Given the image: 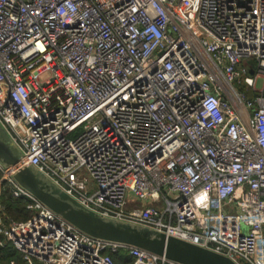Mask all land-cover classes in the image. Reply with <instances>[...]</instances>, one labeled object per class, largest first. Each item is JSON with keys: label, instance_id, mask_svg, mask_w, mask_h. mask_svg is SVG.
<instances>
[{"label": "built area", "instance_id": "obj_1", "mask_svg": "<svg viewBox=\"0 0 264 264\" xmlns=\"http://www.w3.org/2000/svg\"><path fill=\"white\" fill-rule=\"evenodd\" d=\"M0 122L86 207L264 264V0H0ZM0 168V197L27 201L5 220L0 200L23 264H178L83 232Z\"/></svg>", "mask_w": 264, "mask_h": 264}, {"label": "water", "instance_id": "obj_2", "mask_svg": "<svg viewBox=\"0 0 264 264\" xmlns=\"http://www.w3.org/2000/svg\"><path fill=\"white\" fill-rule=\"evenodd\" d=\"M22 156L21 149L0 122V164L5 168L14 167V179L23 188L85 233L110 242L137 246L178 264H238L229 256L188 240L101 215L67 193L35 165H21Z\"/></svg>", "mask_w": 264, "mask_h": 264}, {"label": "trees", "instance_id": "obj_3", "mask_svg": "<svg viewBox=\"0 0 264 264\" xmlns=\"http://www.w3.org/2000/svg\"><path fill=\"white\" fill-rule=\"evenodd\" d=\"M3 177V171L0 168V181ZM4 189L1 194L0 200L5 206V216L4 219L7 220L9 218H13L16 220H20L18 218V215L23 216L25 218H28L29 212L26 209V200L23 198H15L11 185L4 181ZM1 237V235H0ZM1 252V251H0ZM4 254H2L1 262H5L6 264H9L10 260L16 259L19 261L20 264H23L22 260V253L16 249L11 243H7L4 245L3 249ZM113 257L116 262L119 264H132L134 259L132 257H127L124 252H117L113 254Z\"/></svg>", "mask_w": 264, "mask_h": 264}, {"label": "rangeland", "instance_id": "obj_4", "mask_svg": "<svg viewBox=\"0 0 264 264\" xmlns=\"http://www.w3.org/2000/svg\"><path fill=\"white\" fill-rule=\"evenodd\" d=\"M243 66L247 69V70H249L252 66H255V63H254V61L253 60H245V61H243ZM240 69L242 70V67H240ZM242 80V82L240 83V82H237L238 84V87L240 88V89H242V90H244L248 95H250V96H253V94H254V92L252 91V89L250 88V87H248L244 82H243V78L241 79ZM262 86H263V79L262 78H259L258 79V81H257V87L258 88H262ZM4 174V173H3ZM3 178V177H2ZM8 183V182H7ZM18 218L20 219V220H27L28 218H29V216H28V218H25V217H23V216H20V215H18ZM2 264H6L5 262H1Z\"/></svg>", "mask_w": 264, "mask_h": 264}, {"label": "crops", "instance_id": "obj_5", "mask_svg": "<svg viewBox=\"0 0 264 264\" xmlns=\"http://www.w3.org/2000/svg\"><path fill=\"white\" fill-rule=\"evenodd\" d=\"M26 209H27V208H26ZM27 211H28V210H27ZM3 249H4V246H2V248H0V251H1V252H0V259H1L2 254H4ZM1 261H2V260H0V264H2Z\"/></svg>", "mask_w": 264, "mask_h": 264}]
</instances>
